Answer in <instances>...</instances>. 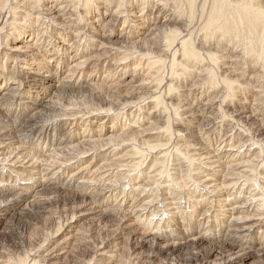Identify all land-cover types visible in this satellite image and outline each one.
Instances as JSON below:
<instances>
[{
	"label": "bare ground",
	"instance_id": "1",
	"mask_svg": "<svg viewBox=\"0 0 264 264\" xmlns=\"http://www.w3.org/2000/svg\"><path fill=\"white\" fill-rule=\"evenodd\" d=\"M65 1L60 7L58 0H0V32L10 27L15 39L29 32L23 36L36 42L45 32L43 50L32 53L36 42L31 49L7 48L8 55L23 60L19 76L7 67L10 57L0 54V224L18 209H54L52 227L43 228L37 242L21 243L20 250L0 249V264H246L253 258L264 264V0ZM78 5L84 17L96 21L84 20ZM120 21L129 31L111 43V31ZM121 45L145 52L150 58L145 66L164 90L109 99L115 86L94 81L88 62L91 54L105 52L106 57L110 50L105 48ZM103 62L111 73L121 63ZM83 67L86 71H78ZM199 84L214 92L200 95L205 102L194 104L191 89ZM76 91L89 94L84 100L97 113L159 93L152 103L168 108L171 116L157 122L166 124L164 134L169 143L175 139V147L167 148L160 137L146 139L140 123L108 137L121 150L107 151L112 145L102 144L101 134L66 136L67 117L77 113L71 108L76 103L62 95ZM213 102H227L217 109L228 121L222 142H235L224 154L197 139L219 118L205 116ZM24 145L37 152L24 154ZM95 151L101 153L97 162L90 156ZM237 157L243 161L233 164ZM112 171L135 174L116 179ZM90 177L96 185L92 189ZM82 208L95 223L85 236L83 226L69 231ZM243 212L248 216L242 217Z\"/></svg>",
	"mask_w": 264,
	"mask_h": 264
},
{
	"label": "rangeland",
	"instance_id": "2",
	"mask_svg": "<svg viewBox=\"0 0 264 264\" xmlns=\"http://www.w3.org/2000/svg\"><path fill=\"white\" fill-rule=\"evenodd\" d=\"M61 3L59 4L60 7L62 6H65L67 5V1L65 0H58V2ZM71 0H69L70 2ZM72 2V1H71ZM73 4H75L74 2H72ZM71 3V4H72ZM65 4V5H64ZM53 5V3L51 2H48L47 6H51ZM62 5V6H61ZM81 9L83 8L81 5H78ZM102 6V5H101ZM57 8V5L54 6L53 8L56 9ZM113 7V6H112ZM59 8V7H58ZM79 8V12L78 13H81V15L83 16L84 20L86 19L87 21H91V22H94L96 20H92L91 18V15H87L86 17H84V8L81 10ZM5 10V9H4ZM102 10V9H101ZM103 11V10H102ZM5 14V13H4ZM73 15H76L75 12L72 13ZM5 16V15H4ZM74 18V16H72ZM82 21V20H81ZM104 21V20H103ZM83 22V21H82ZM121 22H119V25L117 24L113 29H112V39H111V43L115 41V38L114 36H118L120 34L124 35L125 33H127L129 31V29L127 28L126 25H122L121 26ZM96 24V23H95ZM94 24V25H95ZM97 26H99L100 24H96ZM122 27V28H121ZM45 28V25L43 26L42 30H44ZM124 30L122 31V33H120L121 29ZM9 29V30H8ZM0 30H1V26H0ZM137 29H135L136 31ZM9 31V32H8ZM133 31V30H131ZM2 32H5V33H2ZM11 32V33H10ZM13 31H10V27H7V28H4L3 31L0 32V54H4V53H8V47L11 48L12 46H19L21 47V49H31V47L33 46L34 42H36V38H32V37H24L23 35H27L29 34V32H23L21 33V35H18V37H16L15 39V36L16 35H13L12 34ZM2 33V34H1ZM10 33V34H9ZM133 33V32H131ZM45 32H42V35L40 34V36H38L39 38V41L36 42V46H33V49L32 50V53L36 51V48H41L42 50L44 49V38H45ZM106 34H108V32H106ZM115 36V37H116ZM109 37V36H108ZM111 37V36H110ZM20 40H18V39ZM27 39V40H25ZM133 39V38H131ZM2 40V41H1ZM5 40V41H4ZM25 40V41H24ZM17 41V42H16ZM24 41V42H23ZM47 41V39H46ZM133 41H138L137 38H134ZM2 42V43H1ZM5 42L7 43V45L5 44ZM39 42V43H38ZM138 43V42H137ZM136 43V44H137ZM2 45V46H1ZM6 46V47H5ZM110 46V45H109ZM126 45H121L120 47L119 46H113V47H107L105 48L106 50H110V53L104 57V54L105 52H103V56H102V53H98L97 55H95L94 53L91 54L92 55V58L90 60V62H88L89 66L88 68L92 67V74H91V77L92 79H96V81H98L99 83L101 82V85H104V86H107V85H110L112 84L111 86H115L114 88H112V91L115 92L114 94V98L113 97H109V99L113 101H115L116 99L115 98H125V97H129L128 95L130 94H134V92H147L148 90L149 91H153V89H156V88H159L158 90H160V88L162 90H164V87L162 88V85L161 86H158L159 84L155 81V76L154 74L151 75V73L149 72V69L148 67L145 66L146 62L148 59L150 58H145V52H143L142 50L139 52V54L137 53V51H134L132 50L131 48L129 47H125ZM111 48V49H110ZM115 48V51H113ZM119 48V49H118ZM157 48V47H156ZM7 49V50H5ZM105 51V50H104ZM142 52V53H141ZM31 53V52H30ZM141 53V54H140ZM129 54V55H128ZM132 54V55H131ZM8 55V54H7ZM16 55V58L15 56H10V60L8 62V68H12L13 69V72L15 73V76H19L20 75V72L22 71V62L23 60L18 57L20 55ZM90 55V56H91ZM71 56H74V54H71ZM80 55H78L79 57ZM96 56V57H95ZM98 56H100L98 58ZM113 56V57H112ZM123 56V57H122ZM135 56V57H134ZM1 57V55H0ZM104 57V58H103ZM121 57V58H120ZM149 57H154V56H149ZM109 58V59H108ZM126 61H124L123 60ZM77 59V58H76ZM76 59H70L69 63H71V61H76ZM118 59V60H117ZM128 59V60H126ZM131 59V60H130ZM141 59V60H140ZM143 59V60H142ZM105 60H108L109 62L111 63H114V62H121L117 67V72L114 71L113 73L111 72H107L108 70H106V64ZM120 60V61H119ZM136 60V61H135ZM154 60H156V58H154ZM107 62V61H106ZM148 62V61H147ZM117 63V64H118ZM16 64V65H15ZM126 64L128 66H126ZM15 65V66H14ZM96 65V66H95ZM104 65V66H103ZM122 65V66H121ZM130 65V66H129ZM67 66V65H66ZM14 67H16L14 69ZM62 68H63V65H62ZM127 68V71L125 70ZM153 68V67H152ZM125 70V71H124ZM136 70V71H135ZM78 71H86V67H83L81 69H79ZM77 71V72H78ZM94 71V72H93ZM124 71V72H122ZM126 72V73H125ZM134 72V73H133ZM165 73H167V70L165 71ZM164 73V74H165ZM85 74H87L86 76L89 75V71H87ZM168 74V73H167ZM165 74L164 77L166 78L168 75ZM154 75V76H153ZM104 77V78H103ZM101 78H103L101 80ZM106 78V79H105ZM115 78V79H114ZM73 80L76 81L77 80V73L76 75L73 77ZM108 80V81H107ZM107 81V82H106ZM118 81V82H117ZM156 83V84H155ZM106 84V85H105ZM165 84V82H164ZM220 88V87H218ZM196 89V90H195ZM205 85H202V84H199V86H195L194 88L191 89L192 93H194L195 97L196 98H193L191 99L192 103L196 104L197 100L198 102H200V100L203 99V97H200V95H204L207 94L209 95L211 92H214V89L213 90H210V89H206ZM209 90V91H208ZM204 91V92H203ZM79 92V93H78ZM116 92L118 94H116ZM150 92V93H151ZM81 93V94H80ZM150 93H147V95H143L142 97H140L137 101L136 100H133V106L132 104H128L127 106L129 107H126L124 109H113V112L111 111L110 113H106L105 111H102V112H93L91 111V104H89V102H85V100H89L90 96L87 97L89 94L86 92H80V91H76L75 93L71 94L70 93H66L65 97L64 95H62V99H67L69 101V103L71 104H74L76 106H72V113L73 114H76L77 113V116H74L72 118H69L70 116H68L67 118V122H69V125L65 127L64 131H69V133L66 135V136H69V135H73L75 137H80V136H84V135H87L90 134L92 135L93 137L96 136V135H99L101 134V138L102 139H106L104 143L102 144H106V145H112L110 146L108 150L111 149H114L115 147L116 148H119L118 150H121V147L117 144L116 141H110V136H114L116 137V135H118L122 130L123 131H127L129 132L130 130H132V128L136 127L137 128V124H139L141 127L140 128H144L145 131L148 133L146 136V139L148 140H151V141H155V140H159L158 137H160L161 139H163V143L164 145H168L167 148H170L172 149L174 144L177 143L175 141V139L173 138V140H171V142L169 143L168 142V139L166 138V135L164 134V130H163V127H165V125L162 123V122H157L159 120H162V121H166L168 118H170L171 114H170V111H168V108H167V111H163L162 108H164L165 106L163 105H160V106H157L155 105L154 106V102L152 103L151 100H153L155 97H158V95H160L159 93H155V94H150ZM196 93V94H195ZM70 94V95H69ZM76 94V95H75ZM150 94V95H148ZM73 95V96H72ZM75 95V96H74ZM78 95V96H77ZM86 95V96H85ZM154 95V96H153ZM67 96H69L67 98ZM85 96V97H84ZM153 97V99L151 98ZM74 97V98H73ZM77 97V98H76ZM145 97V98H144ZM162 97H164V95L162 94ZM197 97H199V99H197ZM212 97V96H210ZM71 98V99H70ZM73 98V99H72ZM79 98V100H78ZM85 98V100H84ZM165 98H166V95H165ZM84 101H82V100ZM142 99V100H141ZM207 99V98H206ZM75 100V101H74ZM78 101V102H77ZM82 101V102H81ZM135 101V102H134ZM147 101V102H146ZM164 101V100H163ZM84 104L82 106H80L81 104ZM145 104H144V103ZM167 102V101H166ZM205 101L202 100V103H204ZM87 103V104H86ZM97 102H94V107L96 108H99L98 106V103L97 105L95 104ZM142 105H141V104ZM149 103V104H148ZM178 103V101H177ZM227 103V102H226ZM226 103H220V102H213L210 106V109L207 111V113L205 114V116H210V119L214 117H219V113H218V110H220V107L221 105L223 107H225ZM238 103V101L236 102ZM246 103H250V100L249 101H246ZM137 104V105H136ZM221 104V105H220ZM91 105V106H90ZM153 105V106H152ZM137 106H139L137 108ZM85 109H84V108ZM132 107V108H131ZM152 107V108H151ZM155 107V109H153ZM218 107V108H217ZM70 108V107H69ZM95 108V109H96ZM132 110H131V109ZM135 108V109H134ZM157 108V109H156ZM82 109V110H81ZM139 109V110H138ZM216 109V110H215ZM137 110V111H136ZM142 110V112H141ZM170 110V109H169ZM213 110H215L216 112H214ZM132 111V112H131ZM162 111V112H161ZM223 111V110H221ZM79 112V113H78ZM123 112V113H122ZM131 112V113H130ZM114 113V114H113ZM125 113V114H124ZM130 113V114H129ZM135 113V114H134ZM142 113V114H141ZM167 113V114H166ZM172 113V111H171ZM44 115H46L47 113L44 112L43 113ZM69 114H71V111L69 112ZM80 114V115H79ZM111 114V115H110ZM128 114V115H127ZM138 114V115H137ZM148 114V115H147ZM150 114V115H149ZM169 114V115H168ZM213 114V116H212ZM217 114V115H216ZM92 115V116H91ZM114 117H113V116ZM126 117H125V116ZM137 115V116H136ZM166 115V116H165ZM112 116V117H111ZM129 116H130V119H129ZM145 116V117H144ZM169 116V117H168ZM204 116V115H203ZM44 116H42L41 118L43 119ZM47 117V116H45ZM118 117V118H117ZM128 117V118H127ZM205 117V118H206ZM40 118V119H41ZM76 118V119H75ZM124 118V119H123ZM161 118V119H160ZM220 118V119H219ZM216 118V121L214 122V128L209 126L207 127L206 130H203V131H200L197 133V139L200 143H202L203 146L205 147H210L211 149H215V150H218V152H221L222 154H224V151H226L228 148L227 146L229 145H233L235 140H233V142H229V143H226V142H222V140L224 138H227L225 137V134H226V130L228 129V121L227 119L225 118ZM107 119V120H106ZM141 119V120H140ZM154 119V120H153ZM159 119V120H158ZM173 119H174V116H173ZM124 120V121H123ZM128 120V121H127ZM150 121V122H147V121ZM152 120V121H151ZM219 120V121H218ZM114 121V122H113ZM131 121V122H129ZM155 121V122H154ZM218 121V122H217ZM49 123H53L54 120H50V121H47ZM71 122V123H70ZM102 122V123H101ZM125 122V123H124ZM157 122V123H156ZM87 123V124H86ZM127 123V124H126ZM130 123V124H129ZM216 123V124H215ZM222 124V125H219ZM73 124H77V126L73 125ZM154 124V125H152ZM179 124V122H178ZM163 125V126H162ZM154 126V127H152ZM157 126V127H156ZM160 126V127H158ZM219 126V127H218ZM222 127V128H221ZM86 128V129H85ZM125 128V129H124ZM142 128V129H143ZM222 130H220V129ZM224 128V129H223ZM84 129V130H83ZM215 129V130H214ZM217 129V130H216ZM161 132H160V131ZM212 130V131H211ZM173 131V130H172ZM213 131H216V132H213ZM211 132V133H210ZM222 132V133H221ZM63 133V132H62ZM201 135H200V134ZM110 134V135H109ZM154 134V135H153ZM164 134V135H162ZM157 135V136H156ZM221 135V136H220ZM173 136H174V132H173ZM214 136V137H213ZM109 137V139H108ZM205 137V138H204ZM224 137V138H223ZM96 138V137H95ZM202 138V139H201ZM208 139V140H207ZM218 139V140H217ZM206 140V141H205ZM109 141V142H108ZM28 142V141H27ZM220 142V143H219ZM117 144V145H116ZM171 144V145H170ZM206 144V145H205ZM44 144H41L40 146H43ZM176 145V144H175ZM172 146V147H170ZM27 147V148H26ZM29 146L28 145H24V149L22 152H24V154H26V152L28 150H31L32 152L36 153L37 151L35 149H30V147L28 148ZM45 148L48 147V145H44ZM114 147V148H113ZM175 147V146H174ZM177 147V146H176ZM117 150V151H118ZM106 151V152H107ZM116 151V152H117ZM28 153V152H27ZM92 154H90V156H94V161L97 162L98 158V154H101L99 151H95L94 153L91 152ZM243 153H246V151H243ZM223 157V155L221 156ZM220 157V158H221ZM243 157H237L236 160H234L233 164H237V163H240L242 162ZM225 160V159H224ZM239 160V161H238ZM77 165V164H75ZM114 173H116L115 175L117 176V172L118 171H112ZM123 172V173H122ZM132 173V174H131ZM135 172H132V171H121L118 176L116 177L119 178L120 175H134ZM90 186H88V189H92L93 186H96L94 185V181L95 180H92L91 177H90ZM122 182V181H121ZM130 181L126 180L124 182V184L127 186V184H129ZM159 187V184H154L153 185V188L155 187ZM105 188V187H104ZM103 188V186H100L99 190L98 191H105V189ZM186 190H188L189 188H185ZM184 188L182 190H185ZM234 192V190H230L229 191V194H232ZM102 193V194H103ZM115 196V195H113ZM198 197L200 198L201 195H198ZM230 202H232V196L230 197ZM106 199L105 195H104V200ZM51 200L53 201L54 198H51ZM37 208H34V207H31V211L29 210V208H27L24 211H19L17 210L16 211V214L13 216H11L10 214L5 216V219L4 221L0 224V249H19L24 242L26 243L25 245H28L29 242L33 243V242H37L38 239V235H40L44 229L48 228L50 225V227H52V211L54 209H47V210H42V209H37ZM49 210V211H48ZM84 211L86 210V208H82L80 211ZM35 211V213L33 212ZM19 212H20V215H19ZM25 214H24V213ZM28 212V213H27ZM30 212V213H29ZM27 213V214H26ZM37 213V215H36ZM40 213V214H39ZM81 214H77L76 218L74 219V221H72V225H73V229L69 230L71 231V233H74L76 229H78L79 227L82 228V226L84 228H82L81 230V235L82 236H85L87 235L88 233H90V230H92L94 227H95V223H92V217L93 215L91 214H85L83 215V212H80ZM24 214V215H22ZM50 215V217H48ZM9 216V217H8ZM19 216V217H17ZM242 217H247L248 214L247 213H242L241 214ZM48 217V218H47ZM82 217V218H81ZM9 218V219H8ZM11 218V219H10ZM14 218V220H13ZM49 219V220H48ZM48 221V222H47ZM83 221V222H82ZM50 222V223H49ZM80 222V223H79ZM91 222V223H90ZM45 224V226H44ZM47 224V225H46ZM44 227H43V226ZM140 225V224H138ZM77 226V227H76ZM91 226V227H90ZM142 226V225H140ZM75 227V228H74ZM44 228V229H43ZM89 228V229H88ZM42 230V231H41ZM83 231V232H82ZM38 232V234H37ZM113 233V232H112ZM36 234V235H35ZM62 236H64V234H61L57 240H60L62 238ZM115 237V236H113ZM117 237H115V240H116ZM114 239V238H112ZM28 243H27V241ZM30 240V241H29ZM114 240V241H115ZM120 242L123 241V240H119ZM22 243V244H21ZM110 245L111 244H114L113 241L109 242ZM15 245V246H14ZM20 250V249H19ZM122 251V250H121ZM120 251V252H121ZM6 252V250H5ZM119 252V253H120ZM147 252V249L144 248L141 250V253L143 254H146ZM80 252H74L73 254L76 256L79 255ZM72 257V255L70 256ZM224 257V255L222 256V258ZM76 258V257H74ZM63 259V258H62ZM216 259V258H215ZM246 264H260L258 258H253L251 259L250 261H248Z\"/></svg>",
	"mask_w": 264,
	"mask_h": 264
}]
</instances>
